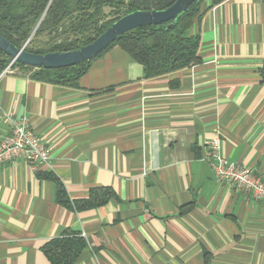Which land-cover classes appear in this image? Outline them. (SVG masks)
<instances>
[{
  "label": "crops",
  "instance_id": "obj_1",
  "mask_svg": "<svg viewBox=\"0 0 264 264\" xmlns=\"http://www.w3.org/2000/svg\"><path fill=\"white\" fill-rule=\"evenodd\" d=\"M191 33L201 62L154 78L119 45L78 87L0 77V140L12 112L51 155L0 168V264H51L42 247L66 230L87 242L75 264H264V198L218 181L207 157L220 132L221 154L264 180V0L210 6ZM47 173L71 199L116 197L66 207Z\"/></svg>",
  "mask_w": 264,
  "mask_h": 264
},
{
  "label": "trees",
  "instance_id": "obj_2",
  "mask_svg": "<svg viewBox=\"0 0 264 264\" xmlns=\"http://www.w3.org/2000/svg\"><path fill=\"white\" fill-rule=\"evenodd\" d=\"M176 1L0 0V33L18 48L27 43L25 49L33 53L72 51L93 42L125 14L136 10H163ZM206 1L196 0L174 25L169 26L174 21L172 19L127 31L91 60L61 68H35L17 61L14 66L29 70L32 77L41 81L78 87L80 78L89 70L92 61L111 47L119 45L142 65L145 78L192 67L201 62V42L200 36L191 33V29L210 6L225 0H210L211 5L203 8ZM11 60L0 49V71ZM262 81L264 83V66ZM43 176L56 181L58 203L79 211L105 205L116 197L111 187L97 186L90 190L87 198L71 199L59 179L50 173ZM86 248L85 238L73 230H66L42 247L51 264H75Z\"/></svg>",
  "mask_w": 264,
  "mask_h": 264
},
{
  "label": "built area",
  "instance_id": "obj_3",
  "mask_svg": "<svg viewBox=\"0 0 264 264\" xmlns=\"http://www.w3.org/2000/svg\"><path fill=\"white\" fill-rule=\"evenodd\" d=\"M14 60L0 71V77L14 72ZM10 131L0 140V168L7 162L24 158L34 169L49 165L51 155L48 147L35 133L28 117H16L12 112L4 113ZM207 157L211 159L216 179L233 184L240 190L264 198V180L249 167L232 163L221 154L220 132L208 144Z\"/></svg>",
  "mask_w": 264,
  "mask_h": 264
},
{
  "label": "water",
  "instance_id": "obj_4",
  "mask_svg": "<svg viewBox=\"0 0 264 264\" xmlns=\"http://www.w3.org/2000/svg\"><path fill=\"white\" fill-rule=\"evenodd\" d=\"M195 1L196 0H177L174 4L163 10H136L125 14L116 20L93 42L72 51L48 52L45 54L33 53L25 49V45L18 48L1 33L0 49L10 56L12 60L22 65L35 68L69 67L93 59L119 36L136 27L146 24L157 25L172 19H174V21L169 24V26L174 25L181 15L189 11L190 5Z\"/></svg>",
  "mask_w": 264,
  "mask_h": 264
},
{
  "label": "rangeland",
  "instance_id": "obj_5",
  "mask_svg": "<svg viewBox=\"0 0 264 264\" xmlns=\"http://www.w3.org/2000/svg\"><path fill=\"white\" fill-rule=\"evenodd\" d=\"M27 44V43H26ZM26 44H25V46H26ZM14 67H17V66H14ZM26 71H29V70H26ZM30 72V71H29Z\"/></svg>",
  "mask_w": 264,
  "mask_h": 264
}]
</instances>
